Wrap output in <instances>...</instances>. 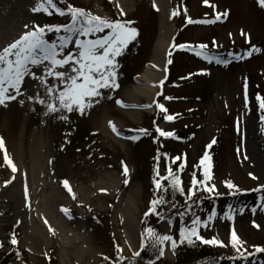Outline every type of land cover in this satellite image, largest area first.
Returning a JSON list of instances; mask_svg holds the SVG:
<instances>
[{
    "label": "rangeland",
    "instance_id": "374dc122",
    "mask_svg": "<svg viewBox=\"0 0 264 264\" xmlns=\"http://www.w3.org/2000/svg\"><path fill=\"white\" fill-rule=\"evenodd\" d=\"M21 1L15 3L14 12L24 27L31 28L33 23L62 24L70 19L56 14L54 9H49L52 15L34 12L33 8L41 1L23 5ZM55 2L58 7L66 9L68 5H74L108 20L132 21L138 34L116 58L119 87L113 91L102 89L104 95L97 98L99 103L84 115L62 110L60 115L67 116L68 120H59L49 137L51 179L55 185L68 180L76 197L72 199V194L64 188V203L69 209V215L65 214V217L76 239H68L60 247L33 252L24 243L25 226L13 220H0V243L7 242L13 234L18 240L19 261L14 264H49L50 258L56 264H98L105 258L114 260L115 247L123 257H133L140 251L144 213L148 209V187L142 179L147 175L142 172V163L146 154H152L154 150L151 142L143 138L145 135L136 140L128 137L138 135L136 130L141 128L151 131L149 125L155 119L151 117L153 112H158V127L178 131L181 138L178 145L165 143L166 149L172 150L175 157L181 158L187 153L192 161L196 160L203 145L220 135L222 145L218 157L210 164L209 181L216 185L217 191L224 193L220 196L225 200L215 210L217 216L203 226L201 236L223 241L227 246H218L222 254L229 257L231 232L235 230L243 242L239 246L241 253L247 259H230L227 264H264V254L258 253L255 246L264 241V191L254 193L259 185H264V120H261L264 111L259 109L255 99L257 93L264 96V7L259 6L257 0H209L208 4L203 0H171L170 11L162 12L155 0ZM6 3L0 0V19L8 8ZM174 11L175 16L172 15ZM218 13L221 19L215 23L203 22L213 20ZM164 15L175 26V37L179 35L175 45H185L184 49L175 47L178 52L167 57L172 63L166 61L167 79L164 76V84L158 90L162 95L154 99L165 105L168 114L176 116L173 121H165L164 113L154 104L151 108L132 111V108L116 103L117 99H122L121 95L134 87L135 78L149 64L160 19ZM109 31L105 29L89 38H98ZM48 38L56 37L49 33ZM201 44L207 45L203 51L227 59L229 63L219 65L198 57L191 49L200 50ZM253 45L260 51L245 56ZM237 55L243 58L235 59ZM170 69L172 77L168 79ZM202 69L207 71L201 73ZM245 82L248 107L244 103ZM51 83L55 81L51 80ZM23 91L25 95L0 105V137L10 144L16 142L23 130L35 132L43 125L40 108L31 106L27 96L37 93L46 96L44 88L38 91L36 81L26 77ZM20 99L25 103H19ZM152 102L140 98L138 103ZM105 119L117 124L123 132L120 135L101 132L100 124ZM159 170L164 173L161 166ZM125 178L129 181L127 185ZM225 181L236 183L240 190L246 191H240L238 197L226 198ZM229 205L232 206V219L224 217V213L229 212ZM129 207L133 209L132 215L128 213ZM159 225L164 234L175 232L169 221H161ZM164 256L173 262L169 242L165 245Z\"/></svg>",
    "mask_w": 264,
    "mask_h": 264
},
{
    "label": "snow or ice",
    "instance_id": "6c2138e0",
    "mask_svg": "<svg viewBox=\"0 0 264 264\" xmlns=\"http://www.w3.org/2000/svg\"><path fill=\"white\" fill-rule=\"evenodd\" d=\"M203 2L208 4L209 0H203ZM257 3L259 6L264 7V0H257ZM117 7H119L118 4ZM153 7H155V4H153ZM49 9H54L56 14L67 16L70 19L67 23L62 24L41 25L33 23L31 28H29L28 25H25V28L28 30L24 31L16 40L0 50V105H5L6 101H12L18 96L25 95L23 86L25 78L28 77L34 81L38 80L44 88L46 98L38 93L36 95L27 96V100L33 101L34 103L38 102L40 105L45 106L43 112L44 116L47 117L52 114L61 113L62 110H66L69 113L76 111L80 115H84L94 104L99 103L97 98L104 95L101 91L102 89L113 91L119 87L117 71L119 64L116 58L121 56L123 50L128 44L136 39L138 30L136 27L132 26V21H121L119 19L108 20L93 15L89 11L74 5H68L66 9L61 8L57 6L55 0H41V4L36 8H33V11H43L48 15H52L53 13L49 11ZM120 15H124L122 9L120 10ZM172 15L175 16L177 13L174 11ZM219 19H221V15L218 13L213 20H206L203 22L215 23L216 20ZM189 22L192 21L189 20ZM105 29H110L106 35L95 39L89 38L90 36H96L98 33H103ZM49 33H54L56 38L50 40L48 38ZM241 34L244 35V33ZM213 44L215 45V41ZM70 45L74 46L70 47ZM173 47L184 49L185 45L174 44ZM198 47L200 50H196L195 48L191 50L194 51L198 57H202L209 63L213 61L219 65H227L229 63L227 59L203 51L207 48V45L201 44ZM258 51H260V49L253 45L244 55L250 56L253 52ZM230 55L232 54L230 53ZM168 56L171 57V52L168 53ZM234 58L242 59L243 57L237 55L234 56ZM167 63L171 64L172 60L169 58ZM200 71L201 73H204L207 70L202 69ZM165 72H167V68H165ZM191 75L192 74L190 73L189 76ZM50 78L56 82L50 83ZM165 79H167V76H165ZM159 83L163 86L164 80H161ZM244 90V103L245 107H248L247 82H245ZM160 95H162V93L158 92L157 96ZM164 99H172V97H164ZM255 99L258 102L259 109L264 111V97L257 93ZM19 103L24 104L25 100L20 99ZM116 103L122 107L133 108H151L154 104L160 112L164 113L163 119L165 121H173L176 118L174 114H168V109L158 100H153L152 104L145 105H127L120 99H117ZM55 118L65 121L68 120V117L62 114L57 115ZM261 120H264V115L261 116ZM153 123L155 124V121H153ZM109 125L112 127L113 132L120 135L111 121H109ZM136 131L138 132V135H133L128 138L136 140L139 139L140 135L149 134L148 130L144 128ZM155 131L160 137H173L175 135L173 131H165L158 126L155 127ZM215 143L216 140L213 138L206 147L211 148ZM3 147V138L0 137V149ZM244 158L247 159V156L245 155ZM175 159L179 160L180 157H176ZM4 160L10 167H12L13 172L17 171L12 160L7 155L4 156ZM209 161L210 157L206 151L200 159V164L204 166V179L203 181H198L196 173L193 172L191 185L195 186L201 184L205 191L216 196L223 195L224 193H220L216 190L215 184L209 186L205 183V181L211 179L209 172L211 165ZM183 167L184 164L182 163L180 169H183ZM154 171L156 176H159V179L155 178V176L153 178L156 193L159 194L170 189L173 194L178 190L181 195H186L188 199H191L194 195L192 188H189L187 192H185L181 179L173 173L172 169H167V176H160L158 170ZM127 172L128 170L125 166V177H127ZM249 175L252 176L253 179H256L252 173H249ZM164 181H167V183H162ZM62 183L63 187L72 194V199H75L76 197L70 187L69 181L65 179ZM128 183V179L125 178L124 184L127 185ZM224 183L229 190L236 189V191H229V195L236 196L238 192L246 191L238 189V187L231 181H225ZM261 189H264V185H259L256 190L259 191ZM24 195L25 200L27 201V185H25ZM164 202L165 200L162 195H158L156 199L150 200V206L145 211L144 216L148 217L150 215H156L161 220L165 219V217L161 216L157 211V206ZM173 207H175V205H173ZM228 207L229 212H225L224 217L232 219L230 214L232 206L229 205ZM62 211L66 215H69V209L62 207ZM179 215L183 216L184 213L181 212ZM216 216L217 213L213 209L207 221H201V218L197 216L192 219V227H181L179 230V243L187 241L189 245H192L194 244V241L191 237H195L196 241H200L206 245L227 246L224 245L223 241H220L215 237L206 239L198 232V226L201 223L207 225L208 221L213 220ZM44 222L45 224H48L46 219ZM257 227H259V225H257ZM49 231H53L50 226ZM145 232L146 237L142 238L141 249H144L146 245H150L151 247L158 249L161 256L164 251L162 247L164 242H170L173 250L176 249L178 241L174 236L158 234L152 227H147ZM10 242L12 245L18 244L15 234L12 235ZM230 243L232 248L239 253V246L243 242L239 239L235 230L231 232ZM2 246L3 245H0V247ZM256 251L264 252V247L257 246ZM133 255L139 256L140 252L137 251ZM249 255H251V253H249ZM238 258L247 259V256L240 253ZM120 259L123 260L124 257L121 256ZM129 264H132V262L129 261ZM208 264H211V262H208Z\"/></svg>",
    "mask_w": 264,
    "mask_h": 264
},
{
    "label": "bare ground",
    "instance_id": "6f19581e",
    "mask_svg": "<svg viewBox=\"0 0 264 264\" xmlns=\"http://www.w3.org/2000/svg\"><path fill=\"white\" fill-rule=\"evenodd\" d=\"M2 1L7 2L8 8L4 10L3 17L0 19V50L26 31L15 17L14 5L17 0ZM40 1L22 0L20 4ZM155 3L162 12L170 11L171 0H155ZM169 20L165 15L160 19L151 60L144 71L135 78L134 87L121 95V100L125 104L139 105L140 98L151 103L156 98L161 87L159 82L164 80L168 53L175 37V26ZM36 84L38 91L43 89L38 80ZM42 96L46 98L45 95L42 94ZM30 105L40 108L42 127L35 132L23 130L15 143L10 144L5 140L4 147L0 149V220H13L25 226V245L33 252H43L53 246H63L66 240L76 239V237L73 236L70 230L71 224L67 223L65 213L62 211V207L66 208L63 184L58 182L55 185L51 179L49 137L59 121L55 117L60 113L46 117L43 115L45 106L33 101ZM129 108H132V111L138 109V107ZM109 121L105 119L100 124L101 132L117 134L112 131ZM113 124L121 134L122 129L117 124ZM5 155L12 160L17 169L16 172H13L12 167L5 162ZM25 185L28 190L27 201L24 195ZM127 210L132 215L133 209L129 207ZM45 219L48 224H45ZM49 226L53 231H49Z\"/></svg>",
    "mask_w": 264,
    "mask_h": 264
},
{
    "label": "trees",
    "instance_id": "16d2710c",
    "mask_svg": "<svg viewBox=\"0 0 264 264\" xmlns=\"http://www.w3.org/2000/svg\"><path fill=\"white\" fill-rule=\"evenodd\" d=\"M178 37L179 35L176 37L173 45L177 43L179 39ZM177 52L178 51L175 49V47H172L171 54L173 55ZM170 72L171 69L169 70L168 79H171L172 77V74H170ZM156 113L151 115L152 118H155L153 120L155 121V124L152 123L149 125L152 130L149 131L147 129L149 134L143 136L144 139H148L151 142L154 152H152V154H146L147 159L145 158L144 163H142V172L145 173L144 175H147V178L143 177L142 179H145L148 187L146 188V201L148 202V207L150 206V200L156 199L158 195L163 196L165 202L157 206V211L161 216H164L165 219L161 220L156 215L145 217L142 236L146 237L145 229L147 227L154 228L158 234H164L159 224L164 220L169 221L172 227H174L175 229V232L172 236H174L178 241L175 250H173L170 243V251L173 256V262H170L165 258L164 251L163 255L161 256L158 249L153 248L150 245H146L144 249L140 250L139 256L124 257L123 260L120 259L122 255L119 251V248L115 247V259L113 260L105 258L98 264H129V261H131L132 264H208V262H211V264H227L230 259L239 257L240 253L242 252L241 249L238 253L235 249L232 248L230 251V256L227 257L222 254L221 248L218 245L203 244L200 241H196L195 237H191V239H193L194 241V244L192 245H189L187 241H185L184 243H179V230L181 227H192V219L197 216L201 218V221H207L211 211L213 209L216 210L217 207L221 205L225 200V198L221 196H216L205 191L203 185L201 184H197L195 186L191 185L193 172L196 173V178L198 181H203L204 179V166L200 164V159L203 157L205 152L207 151L210 157V164L214 163L215 159L218 157V152L222 145V143L220 142V135L215 138L216 143L213 144L211 148L206 147L209 143L203 145L196 160L192 161L190 159V154L188 155L187 153H185V155L177 160L175 159L176 157L173 154L172 150L166 149L165 143L169 141L170 143H175L176 145H178V139H181L178 133H176L178 131L176 129L173 130V132L175 133L173 137H160L159 134H156L155 127L158 125V119H160ZM218 133L221 134V130H218ZM183 157L184 159H182ZM182 163L184 164V167L183 169H180V165ZM159 166L162 167L164 173L160 172ZM169 168L172 169L175 175L179 176L185 192H187L189 188H192L194 195L191 199H188L186 195H181L178 190L175 192V194H173L170 189L159 194L156 193L153 178L155 176V178L159 179V176H156L154 170H158L160 176H167V169ZM162 183H167V181H164ZM205 183L211 186L209 180L205 181ZM234 185H236L239 189V186L236 183ZM229 191H236V189L234 188L232 190H229L227 188L226 198L238 197L241 195L240 192H238L236 196L229 195ZM263 191L264 189H261L259 191L255 190L254 193L261 194V192ZM173 205H175V207H173ZM181 212L184 213L183 216L179 215V213ZM203 226V223L198 226V232L200 235L202 234L201 231ZM11 237L12 236L7 238V242L3 244L0 243V245H3L2 247H0V264H14L15 262L19 261L18 244L12 245L10 242ZM255 246L264 247V241L256 243ZM162 247L163 249H165V242ZM258 253L264 254V252ZM48 263L56 264V261L50 258L48 260Z\"/></svg>",
    "mask_w": 264,
    "mask_h": 264
}]
</instances>
